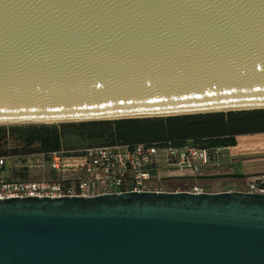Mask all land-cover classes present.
Listing matches in <instances>:
<instances>
[{
  "label": "water",
  "instance_id": "water-1",
  "mask_svg": "<svg viewBox=\"0 0 264 264\" xmlns=\"http://www.w3.org/2000/svg\"><path fill=\"white\" fill-rule=\"evenodd\" d=\"M263 108L264 0H0V124ZM0 264H264V194L0 199Z\"/></svg>",
  "mask_w": 264,
  "mask_h": 264
},
{
  "label": "built area",
  "instance_id": "built-area-1",
  "mask_svg": "<svg viewBox=\"0 0 264 264\" xmlns=\"http://www.w3.org/2000/svg\"><path fill=\"white\" fill-rule=\"evenodd\" d=\"M234 150L235 147L230 146L200 147L192 142L181 147L112 143L89 146L79 152L61 148L51 154L0 157V199L95 198L181 191L213 193L210 187L198 183L197 176L214 174L211 172L223 167L231 168ZM17 168L27 169L31 179H9L10 170ZM172 170L184 173L179 177L181 180L197 183L184 190H166L163 184L176 178L168 174ZM247 184V189L241 191L264 194V180L250 177Z\"/></svg>",
  "mask_w": 264,
  "mask_h": 264
},
{
  "label": "trees",
  "instance_id": "trees-1",
  "mask_svg": "<svg viewBox=\"0 0 264 264\" xmlns=\"http://www.w3.org/2000/svg\"><path fill=\"white\" fill-rule=\"evenodd\" d=\"M264 133V108L253 110L186 114L168 117L127 119L112 130V143L171 144L188 142L200 147H235L237 137ZM64 131L56 124L0 126V157H24L61 150ZM9 136L17 144L8 148ZM9 179L29 180L27 169H11ZM172 180L181 181L179 177ZM211 179H198L205 183ZM206 186V185H205ZM209 187V186H208Z\"/></svg>",
  "mask_w": 264,
  "mask_h": 264
},
{
  "label": "rangeland",
  "instance_id": "rangeland-1",
  "mask_svg": "<svg viewBox=\"0 0 264 264\" xmlns=\"http://www.w3.org/2000/svg\"><path fill=\"white\" fill-rule=\"evenodd\" d=\"M127 119L115 120H98L91 122L79 121H64L56 123H18V124H0V126H28L30 124H56L59 125L64 134L62 135V145L65 150L70 152H79L85 150L93 145H108L112 144L114 138L110 135L118 125L125 122ZM8 148H13L17 142L12 136H9ZM237 144L244 152V156L236 157L232 160L233 166L230 168L223 167L216 169L211 173L226 174V173H242L244 175H255L264 172V135L252 137H237ZM14 162H11V166ZM237 166V167H235ZM20 169V168H17ZM11 172V171H10ZM165 173V171L163 172ZM8 174V173H7ZM170 176L180 177L184 173L177 170L168 172ZM10 176V173L8 174ZM36 178V177H35ZM247 179V178H246ZM242 181L235 179H211L205 183L199 182L203 186H209L214 192H227V191H241L246 190L248 187L247 180ZM197 183L193 181H175L167 180L163 185L166 190L176 191L184 190L191 184Z\"/></svg>",
  "mask_w": 264,
  "mask_h": 264
},
{
  "label": "crops",
  "instance_id": "crops-1",
  "mask_svg": "<svg viewBox=\"0 0 264 264\" xmlns=\"http://www.w3.org/2000/svg\"><path fill=\"white\" fill-rule=\"evenodd\" d=\"M264 135L263 134H255V135H242V136H239V137H252V136H262ZM244 152H242V150L240 149V145L238 144L237 146H235V150L233 152V159L235 160L236 157H242L244 156Z\"/></svg>",
  "mask_w": 264,
  "mask_h": 264
},
{
  "label": "bare ground",
  "instance_id": "bare-ground-1",
  "mask_svg": "<svg viewBox=\"0 0 264 264\" xmlns=\"http://www.w3.org/2000/svg\"><path fill=\"white\" fill-rule=\"evenodd\" d=\"M145 118L144 116H140V117H134V119H143ZM126 119V118H123ZM123 119H115V120H123ZM98 120H105V119H90V120H80L79 122H91V121H98ZM59 121H48L47 123H56Z\"/></svg>",
  "mask_w": 264,
  "mask_h": 264
},
{
  "label": "flooded vegetation",
  "instance_id": "flooded-vegetation-1",
  "mask_svg": "<svg viewBox=\"0 0 264 264\" xmlns=\"http://www.w3.org/2000/svg\"><path fill=\"white\" fill-rule=\"evenodd\" d=\"M250 177L251 178L254 177V178H258V179L264 180V172L259 173V174L252 175ZM250 177H246L247 179L246 178H244V179L248 180V178H250ZM244 179H237V180L242 181Z\"/></svg>",
  "mask_w": 264,
  "mask_h": 264
}]
</instances>
